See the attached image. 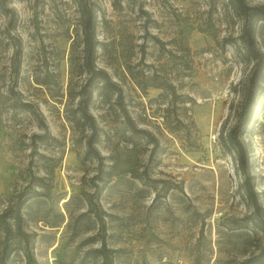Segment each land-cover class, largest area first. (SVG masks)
Segmentation results:
<instances>
[{"label":"rangeland","instance_id":"obj_1","mask_svg":"<svg viewBox=\"0 0 264 264\" xmlns=\"http://www.w3.org/2000/svg\"><path fill=\"white\" fill-rule=\"evenodd\" d=\"M89 1L101 43L94 66L121 90V97L116 90L107 97L97 94L100 80L91 86L89 112L100 128L95 145L104 157L98 178L96 158L84 156L89 131L67 118L77 99L66 92L88 77L68 58L80 33L76 0H0V212L21 190L48 192L21 209L23 228L36 232L29 247L37 264H102L94 251L98 224L76 218L87 208L83 192L107 214L105 238L117 249V264H192L196 255L202 264H238L258 252L264 233L234 228L245 224L241 218L251 207L237 187L238 158L219 138L239 118L251 70L228 41L239 35L241 18L226 0ZM254 35L264 50V27L257 24ZM128 68L151 77L144 91ZM46 72L55 83L36 84ZM156 82L174 85L176 96ZM11 88L34 103L51 137L40 139L44 127L12 107ZM257 102L240 138L264 214V96ZM122 106L144 132L125 126ZM5 264H25L23 248Z\"/></svg>","mask_w":264,"mask_h":264},{"label":"trees","instance_id":"obj_2","mask_svg":"<svg viewBox=\"0 0 264 264\" xmlns=\"http://www.w3.org/2000/svg\"><path fill=\"white\" fill-rule=\"evenodd\" d=\"M213 1V0H212ZM78 12L80 14V33L78 42L82 44L81 53L76 52L75 43L73 42L69 51V62L71 65L78 67L79 73H87L88 77L84 83H82L76 91L68 89L66 94L71 100L77 99L76 106L67 115L68 120L73 126L82 127L84 130H88L89 133L84 136L86 150L84 156H93L97 160V175L100 177L103 171V159L104 157L99 153L96 148V140L99 135V126L95 119V116L89 112V104L93 99V80H100V86L98 87L97 94L103 93L109 97V92L116 90L117 95L121 97V90L118 88L116 82L111 81L109 74L101 69L95 68V56L96 47L101 44L96 38V9L93 3L89 0H76ZM225 6L238 15L241 18V29L239 35L231 37L228 41L235 45L240 57L245 62L251 63L250 74L247 78V86L243 96L241 110L239 112V118L237 121L226 130L220 132V141L224 149L231 155L238 158L237 171H240L242 178L237 183V187L242 192V196L245 198L248 207H251V212L245 214L241 220L245 224H237L234 228L246 229L251 226L252 230L264 233V214L261 213V203L259 201V192L255 189L253 182V176L249 170V162L246 154L244 142L240 136L246 131L248 125L255 118V110L259 103L257 97L264 96V50L256 45L255 42V27L259 24L260 27H264V4H252L247 0H226ZM77 42V43H78ZM21 48L16 46L14 50V57L17 63L15 64V70L18 71V61ZM145 55V50H141V61ZM130 76L136 81V84L144 91L147 87V80L151 77L143 70H139L136 74H133L132 70L128 68ZM53 74V73H52ZM51 73L46 72L42 76L36 78L35 83L40 86L48 87L50 83ZM152 86L168 90L170 94L175 97L176 92L174 85L165 84L164 82H156ZM9 93L14 95L12 107H19L31 113L38 123L44 127L45 132L38 137L40 139H47L49 134L47 133V127L43 120V116L34 103L22 100L20 95L14 92L11 88ZM63 95V94H61ZM123 109V122L125 126L131 131V133H140L145 130L137 128L135 122L126 112L124 106ZM154 146L157 145L154 140ZM144 174L146 172L144 171ZM136 177H141L139 176ZM97 185V184H95ZM31 193H26L25 190L19 191L12 200L8 202L5 208L0 212V227L3 232L0 239V264H5L6 260L17 247L23 248L25 255V264H37L33 254L31 253L29 242L30 238L36 235V232H27L23 228V212L22 207L25 205L31 197H38L40 195L49 197V194L45 190L30 189ZM84 200L87 203V208L79 213L76 218H83L88 216L93 218L98 224V240L99 246L94 249L95 253L99 254L102 258V264H117L113 253L117 251L115 248L107 246L105 238V227L107 215L96 202L93 200V195L89 192H83ZM12 221V222H10ZM62 221V220H61ZM54 223V222H53ZM57 224H51L49 226H56ZM203 228H200L202 233ZM244 231V230H243ZM247 233V232H245ZM239 234H243L240 232ZM17 238L19 241L18 246H11V240ZM23 243V246H20ZM192 264H202L199 260V255L193 259ZM206 264H209L208 262ZM238 264H264V246H261L256 253H252L249 256L242 259Z\"/></svg>","mask_w":264,"mask_h":264}]
</instances>
